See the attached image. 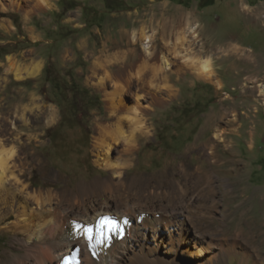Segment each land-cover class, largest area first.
Instances as JSON below:
<instances>
[{"label":"rangeland","instance_id":"374dc122","mask_svg":"<svg viewBox=\"0 0 264 264\" xmlns=\"http://www.w3.org/2000/svg\"><path fill=\"white\" fill-rule=\"evenodd\" d=\"M48 1L49 5L42 0H0V124L9 132L19 126L17 113L10 117L8 112L30 103V97L57 110L56 124L21 128L23 133L39 135L26 149L27 163L18 171L23 181L31 190L43 187L61 192L110 174L95 165L91 153L93 122L107 115L103 92L88 80L91 54L119 43L122 33L131 36L142 28L157 32L155 23L163 16L184 19L186 15L199 33L193 45L196 53L212 56L216 80L222 86L190 72L172 75L177 97L151 113L153 135L140 140L127 176L137 177L134 190H162L175 197L180 195V180L188 186L189 196L195 197L190 207L196 208L197 217L187 223L178 252L167 244L158 249L169 252L171 263L264 264V95L259 87L254 95L242 87L249 75L255 80L251 86L258 80L256 85L264 88V0ZM238 48L246 51L240 52L247 61L239 60L241 54L234 52ZM10 59L22 67L40 62L41 70L35 77L16 78L9 70ZM177 63L181 65L182 59ZM126 100L134 103L136 98L127 95ZM225 106H235L240 115L229 135L232 149L220 147L218 156L220 163L236 162L218 168L214 192L206 198L194 186V176L184 179L180 165L189 170L207 167L194 146L212 137V131L202 133L206 119ZM221 126L226 127L223 122ZM17 138L2 134L0 146L21 151L23 140ZM172 201L180 204L178 198ZM20 236L0 225V264H14L22 256ZM166 239L170 241L169 235ZM186 248L189 252L183 251ZM107 251L101 247L99 254L106 256Z\"/></svg>","mask_w":264,"mask_h":264},{"label":"bare ground","instance_id":"6f19581e","mask_svg":"<svg viewBox=\"0 0 264 264\" xmlns=\"http://www.w3.org/2000/svg\"><path fill=\"white\" fill-rule=\"evenodd\" d=\"M42 2L50 4L48 0ZM183 17L163 16L155 23L157 32L150 33L142 28L131 33V36L122 33L126 42L122 39L109 47L103 46L98 53L91 52L93 60L88 80L103 92L107 111L105 117H98L93 122L91 153L95 165L110 171L109 175L91 182H81L71 191L58 192L43 187L31 190L30 185L23 181V174L18 171L27 163L26 149L31 147L39 135L23 133L21 128L36 129L41 123L52 125L57 120V110L53 105L37 104L34 97L28 100L30 103L9 110L10 117L17 113L16 121L20 125L12 127V132H9L5 125L0 124V136L16 134L23 140L21 151L14 147L6 149L0 146V225L1 228L21 235L24 249L14 264H61L63 258L77 248L80 250L81 264H151V260L158 264L174 263H171L167 250L166 255L158 252V249L167 244L166 247L171 245V250L177 251L184 243L186 225L197 217L196 208L190 207L195 197L189 196L188 186L185 188V183L180 180H177L180 195L176 197L162 190H134L138 179L127 176L126 171L134 165V155L140 140L149 139L153 135L151 113L156 106L177 97L172 75L190 72L200 79L213 84L216 82L217 87L222 86L216 80L212 56L197 54L193 47L199 41L197 27L191 24L188 16ZM175 30L176 38L171 41V34ZM115 48V52H110ZM241 50L244 51L238 48L234 52L241 54ZM245 54H241L239 60L247 61ZM177 59H182L181 65ZM8 62L10 72L19 79L35 77L41 70L40 62H32L27 67H22L13 59ZM245 80L242 87L247 93L254 95L259 87L261 95H264L263 86L256 85L258 80L255 86L250 85L255 81L253 77L248 75ZM127 95L134 96L136 101L128 102ZM239 115L235 106L221 108L217 116L209 115L202 133L212 131V137L194 146L197 153L207 161V167L197 166L189 170L184 163L180 165L185 176L183 178L194 176V186L201 189L206 198L215 189L214 173L219 172L221 166L236 162L226 160L220 163L218 150L220 147L225 151L232 149L233 141L229 140V135L236 130L232 127L237 124L236 118ZM11 122L15 125L14 121ZM222 122L226 127L222 128ZM8 128L11 130V126ZM164 198L174 199L164 203ZM177 198L180 204L172 201ZM102 216L117 218L123 232L113 233L110 241L92 249L86 238L76 232L75 225L95 223ZM167 235L170 237L169 242L166 241ZM101 247L107 248L109 254L101 256ZM186 249L183 251L189 252Z\"/></svg>","mask_w":264,"mask_h":264},{"label":"snow or ice","instance_id":"6c2138e0","mask_svg":"<svg viewBox=\"0 0 264 264\" xmlns=\"http://www.w3.org/2000/svg\"><path fill=\"white\" fill-rule=\"evenodd\" d=\"M127 221H125L126 223ZM76 232L86 238L90 248L95 249L98 244L110 241L113 233H122L123 228L116 220L108 216H102L95 223H77ZM79 249H75L67 257L63 258V264H80ZM95 255V252H93Z\"/></svg>","mask_w":264,"mask_h":264},{"label":"clouds","instance_id":"9594fccd","mask_svg":"<svg viewBox=\"0 0 264 264\" xmlns=\"http://www.w3.org/2000/svg\"><path fill=\"white\" fill-rule=\"evenodd\" d=\"M63 261V260H62Z\"/></svg>","mask_w":264,"mask_h":264}]
</instances>
